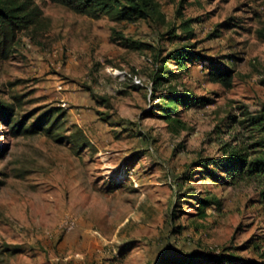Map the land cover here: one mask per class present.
<instances>
[{"label":"rangeland","instance_id":"1","mask_svg":"<svg viewBox=\"0 0 264 264\" xmlns=\"http://www.w3.org/2000/svg\"><path fill=\"white\" fill-rule=\"evenodd\" d=\"M34 1L43 22L0 60V99L28 124L60 109L62 126L15 135L0 119V264H157L199 252L259 260L260 184H221L203 164L261 148L251 117L264 116V0H156L159 22ZM116 31L150 47H125ZM186 44L232 68V86L209 80L208 61H169L170 81L153 96L158 60ZM170 86L211 101L165 117Z\"/></svg>","mask_w":264,"mask_h":264},{"label":"trees","instance_id":"2","mask_svg":"<svg viewBox=\"0 0 264 264\" xmlns=\"http://www.w3.org/2000/svg\"><path fill=\"white\" fill-rule=\"evenodd\" d=\"M61 4L78 14H84L91 18L99 19L107 16L114 21H134L144 19L146 21L162 20V12L156 0H51ZM43 11L34 0H0V60L9 59L17 50L19 33L31 27H38L43 22ZM188 19L183 23L184 29L192 32ZM120 43L128 48L142 49L150 47L149 44L126 37L123 33L116 31ZM192 45L186 44L173 49L168 55L158 60L155 77L153 79L152 94L156 96L158 87L166 80L170 81L172 70L168 67L169 61H174L181 69L187 63L195 60L199 63L209 62L208 77L212 82L220 83L225 87L233 84L234 71L223 62H216L193 49ZM160 98L163 99L165 117L169 118L168 111L178 105L187 107L190 104H208L211 99L204 96H195L191 93L180 91L176 87H168ZM161 106V105H156ZM34 117L33 122L28 124L26 116L20 118L16 112V105L0 99V119L9 126L15 135L34 134L40 131L46 134L53 132L62 126V111L60 109H48ZM253 122L261 124L264 132V116L251 117ZM62 140V137L58 138ZM84 143H81V146ZM261 148L253 155L241 151L229 152L224 157H213L206 161L204 174L212 180L221 184H235L241 180H254L260 184L259 201L264 210V138L260 143ZM229 152V153H228ZM221 169L223 175L216 174L209 166ZM224 169V171H223ZM203 204L208 206L211 200L203 199ZM222 258L229 259L231 264H264V255L259 260L245 258L242 256L223 257L208 253L185 254L180 258L163 257L157 264H223Z\"/></svg>","mask_w":264,"mask_h":264},{"label":"built area","instance_id":"3","mask_svg":"<svg viewBox=\"0 0 264 264\" xmlns=\"http://www.w3.org/2000/svg\"><path fill=\"white\" fill-rule=\"evenodd\" d=\"M139 83H142L141 80L136 81V84H137V85H138Z\"/></svg>","mask_w":264,"mask_h":264}]
</instances>
